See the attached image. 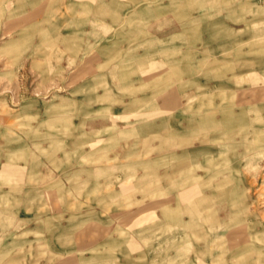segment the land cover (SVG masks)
Returning <instances> with one entry per match:
<instances>
[{
    "label": "rangeland",
    "instance_id": "rangeland-1",
    "mask_svg": "<svg viewBox=\"0 0 264 264\" xmlns=\"http://www.w3.org/2000/svg\"><path fill=\"white\" fill-rule=\"evenodd\" d=\"M0 264H264V0H0Z\"/></svg>",
    "mask_w": 264,
    "mask_h": 264
}]
</instances>
